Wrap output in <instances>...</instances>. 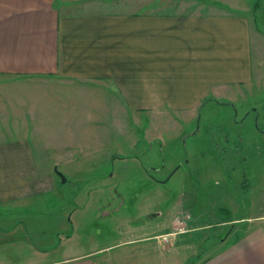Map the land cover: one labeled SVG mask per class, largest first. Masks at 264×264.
<instances>
[{
    "label": "crops",
    "instance_id": "0c3cea01",
    "mask_svg": "<svg viewBox=\"0 0 264 264\" xmlns=\"http://www.w3.org/2000/svg\"><path fill=\"white\" fill-rule=\"evenodd\" d=\"M252 3L163 0L162 15L152 13L151 0H0V259L6 260L0 264H23L27 228L42 224L34 218L38 199L56 188L55 166L43 164L88 162L97 154L89 147H103L98 139L72 140L83 125L79 116L114 115L122 103L133 115H163L159 128L175 131L195 123L213 99L251 87ZM262 44L252 49L256 71ZM29 86L43 90L37 99L46 102H34L36 92L25 93ZM92 96L105 100L99 112L89 110ZM50 114L63 115L62 124L51 123ZM218 224L230 226L227 242L193 264H264L263 214ZM33 249L31 264H93L40 262L45 251ZM149 253L158 256L143 255Z\"/></svg>",
    "mask_w": 264,
    "mask_h": 264
},
{
    "label": "rangeland",
    "instance_id": "374dc122",
    "mask_svg": "<svg viewBox=\"0 0 264 264\" xmlns=\"http://www.w3.org/2000/svg\"><path fill=\"white\" fill-rule=\"evenodd\" d=\"M256 8L248 19L251 87L233 88L232 98L213 99L195 123L175 131L164 125L163 132V115H133L122 103L114 115L79 116L83 125L72 140L98 139L104 145L89 147L97 154L88 162L43 164L55 166L56 188L38 199L41 213L34 211V218L42 224L38 230L27 228L29 244L18 252L23 264L35 261L27 256L33 248L45 251L40 262L85 258L93 264H193L227 242L230 226L218 223L264 215V3ZM136 11L143 9L137 5ZM151 11L163 15V0H151ZM258 43L263 47L257 50L256 71ZM32 89L25 93L36 92L34 102L45 101L37 99L43 90ZM92 98L89 110L99 112L105 100ZM48 118L57 126L63 115ZM88 119L98 122L88 124ZM161 232L163 241L157 242L163 254L156 241L131 242ZM14 248L6 251L17 256ZM149 249L158 256L143 255Z\"/></svg>",
    "mask_w": 264,
    "mask_h": 264
},
{
    "label": "trees",
    "instance_id": "16d2710c",
    "mask_svg": "<svg viewBox=\"0 0 264 264\" xmlns=\"http://www.w3.org/2000/svg\"><path fill=\"white\" fill-rule=\"evenodd\" d=\"M259 1L264 3V0H258V3ZM258 3H255V5H253V9H256Z\"/></svg>",
    "mask_w": 264,
    "mask_h": 264
},
{
    "label": "built area",
    "instance_id": "2783aa9c",
    "mask_svg": "<svg viewBox=\"0 0 264 264\" xmlns=\"http://www.w3.org/2000/svg\"><path fill=\"white\" fill-rule=\"evenodd\" d=\"M161 239H162V241H163V237H162Z\"/></svg>",
    "mask_w": 264,
    "mask_h": 264
}]
</instances>
